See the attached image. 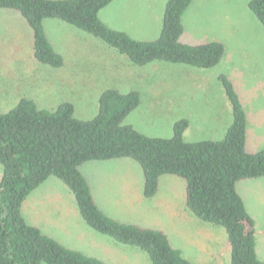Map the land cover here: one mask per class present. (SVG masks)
Returning a JSON list of instances; mask_svg holds the SVG:
<instances>
[{
    "label": "trees",
    "instance_id": "16d2710c",
    "mask_svg": "<svg viewBox=\"0 0 264 264\" xmlns=\"http://www.w3.org/2000/svg\"><path fill=\"white\" fill-rule=\"evenodd\" d=\"M113 0H0V8L18 12L32 31L33 57L53 68L62 56L46 37L43 20L58 19L100 39L131 63L153 61L211 68L225 47L218 40L181 42L182 16L191 0H167L158 36L132 38L102 22L99 11ZM247 7L264 27V0H248ZM228 101L232 121L218 140L185 141L186 119L176 120L168 138L144 135L125 117L139 105L136 90L104 89L97 113L76 118L71 102L54 109L38 108L29 98L0 112V264H105L70 249L29 224L21 213L26 197L48 177L60 180L72 194L83 222L94 231L146 253L151 264H190L160 229L139 227L106 215L95 203L79 171L88 161L129 158L143 174L142 195L154 196L158 179L174 175L184 181V203L201 223L222 227L226 233L228 264H264L256 253L254 220L237 192L243 179L264 178V148L245 150L246 118L229 78L217 76Z\"/></svg>",
    "mask_w": 264,
    "mask_h": 264
},
{
    "label": "rangeland",
    "instance_id": "374dc122",
    "mask_svg": "<svg viewBox=\"0 0 264 264\" xmlns=\"http://www.w3.org/2000/svg\"><path fill=\"white\" fill-rule=\"evenodd\" d=\"M166 1L113 0L102 11L104 15L100 19L107 25L121 27L134 39L152 40L159 34ZM247 2L191 0L182 16L183 32L179 40L187 44L224 40L227 45V54L224 51L220 61L206 69L165 61L133 64L100 39L55 18L43 20L50 44L63 58V65L53 68L33 57L32 33L23 17L14 10L0 8V112L8 111L23 97L32 99L43 109H54L59 103L69 101L74 108L73 115L87 120L97 113L98 98L104 89L136 90L139 105L123 123L131 124L144 135L168 138L172 135L173 123L186 119L185 141L218 138L232 114L217 78L219 74L230 79L245 105H250L248 101L256 93L264 103V27L250 12ZM231 48L233 52L228 53ZM244 54L252 56L253 64L246 62ZM263 103L258 99L252 105L258 108ZM92 162L87 165L91 173L86 175L92 197L106 215L139 227L162 230L190 264L229 263L224 229L201 223L190 213L184 203L181 178L160 176L154 196L146 198L141 191L142 170L135 160ZM95 177L105 194L98 190ZM107 186L115 194H106ZM33 191L25 200L37 193L63 197L57 206L44 208L39 215L54 220L57 210L60 215L56 219L62 225L46 223L35 217L33 209L27 208L30 219L41 223V231L62 245L105 264H151L140 249L119 243L86 225L78 226L70 215L76 211L74 198L60 180L48 177ZM254 191L253 188L252 194L240 195L247 206L264 215V194H254ZM171 210L173 219H170ZM185 214L192 216V220L184 219ZM60 226L67 229L68 236L61 234ZM257 236L256 250L264 258V231H259Z\"/></svg>",
    "mask_w": 264,
    "mask_h": 264
},
{
    "label": "crops",
    "instance_id": "0c3cea01",
    "mask_svg": "<svg viewBox=\"0 0 264 264\" xmlns=\"http://www.w3.org/2000/svg\"><path fill=\"white\" fill-rule=\"evenodd\" d=\"M109 6H105L104 8H102L99 13H98V17L99 19L104 15V12L102 11H105V9H107ZM101 12V13H100ZM102 15V16H101ZM103 19V18H102ZM101 20V19H100ZM104 20V19H103ZM25 21V20H24ZM45 21V20H44ZM43 21V22H44ZM102 21V20H101ZM182 21H183V18H182ZM103 22V21H102ZM183 23V22H182ZM27 24V23H26ZM106 24V23H105ZM107 25V24H106ZM113 29H119V30H123L121 27L119 26H116V27H113V25H107ZM161 27V26H160ZM31 29V28H30ZM133 30V29H132ZM45 31V29H44ZM143 32H146V30L143 28ZM32 33V31H31ZM129 33V32H128ZM46 34V32H45ZM130 34V33H129ZM47 37V35H46ZM48 38V37H47ZM135 38V37H134ZM229 40H231V38H229ZM207 41H211V40H207ZM220 42H222L224 44V47H225V53L227 54V45L225 43L224 40H218ZM206 42V41H204ZM202 43V42H200ZM232 48L229 50L228 53H232ZM245 55V54H244ZM226 56V55H225ZM245 60L246 62H248L249 64H253V58L251 55H245ZM234 86V85H233ZM259 92V91H258ZM258 93H256V95H253V97L250 98V100L248 101L250 105L248 104H244L241 100V105L243 107V110L245 112V118H246V127H245V150L247 152H255V151H258L259 149H262L264 148V105H259L258 108H255L252 103L254 100H257L258 99L260 100L261 103H263V98H261V96L257 95ZM259 96V97H258ZM264 104V103H263ZM231 109V107H230ZM232 113V112H231ZM232 121V114H230V119H229V123L228 125L225 124V128L222 135L218 138H214L212 140H218L220 138L223 137L224 135V132L226 130V128L230 125ZM131 125V124H129ZM188 126V125H187ZM135 128V127H134ZM187 128V127H186ZM136 129V128H135ZM138 130V129H136ZM184 133V132H183ZM184 136V134H183ZM129 158H122V159H112V160H108V161H95L96 163H99V162H102V163H105V162H110V161H129L128 160ZM88 163H93L92 161H88V162H85L83 164H81L79 166V171L82 173V175L85 177L88 185H89V188H90V191H91V194H92V189L90 187V183L88 181V178H87V175L86 173L90 174V168L88 165ZM1 170V168H0ZM141 170V168H140ZM95 176V175H94ZM57 179V178H56ZM50 180V179H49ZM95 180H96V183L99 182L96 177H95ZM51 185H53L54 183L56 182H49ZM143 183V182H142ZM64 185V184H63ZM58 187H60L58 184H57ZM65 186V185H64ZM97 186H98V190L100 191V193H103L105 194V191H104V187H101L99 186V183H97ZM66 187V186H65ZM254 188V194H264V178H258V179H243V180H240L236 183V189H237V192L239 194H252L250 193V191H252V189ZM256 188V189H255ZM257 188H260L261 191L260 192H257ZM141 189H142V185H141ZM243 189V193L241 192V190ZM34 191H32L33 193ZM30 193V194H32ZM109 193H112V194H115L114 190L111 189V187L107 186L106 187V194H109ZM60 194H55V196H50V194H48L47 197H45L43 194L41 195L40 193H37L35 194L34 197H32L31 199H27V200H24V202L22 203V206H21V213L24 217V219L29 223V224H32L36 227H38L40 230V224L41 223H37L35 221V218H32L30 219L29 217V213H28V210L27 208L29 207V210H32L34 211V214H35V217L36 218H42L43 220H45L46 223H53V222H56L57 224L56 225H62L60 224V222H57V219H56V215L59 214L56 211V213L53 215L54 217V220L53 218L51 217H48V216H43V217H40L39 215L41 214L42 210L44 208H47V207H52V206H57V202L58 200H62L63 197L59 196ZM141 195V194H140ZM72 196V195H71ZM93 196V195H92ZM241 198H242V195H240ZM73 197V196H72ZM243 202H244V205H245V208L248 212V214L253 218L254 220V229H255V240H257L258 236V232L259 231H264V215L261 214V212L259 211H256L255 209L252 210L251 206L250 205H246L244 199L242 198ZM75 201V200H74ZM75 205V203H74ZM71 206H72V203H71ZM53 208V207H52ZM55 209V208H54ZM75 209L76 211H72L70 214L71 217L73 218V221L78 225V226H81V225H86L85 223L83 224H80V221L81 218H80V215L77 211V208H76V205H75ZM106 214V213H105ZM60 215V214H59ZM261 215L262 217L257 219V216ZM109 216V215H108ZM70 217V216H69ZM110 217V216H109ZM175 216L173 215V210H171V217L170 219H173ZM185 218H188L189 220H192V216L188 215V214H185L184 215V219ZM68 220H70L68 218ZM87 226V225H86ZM88 227V226H87ZM56 228V227H55ZM59 230H62L61 231V234H64L65 236H68L65 232L67 231V229L64 227L61 229V226H60V229ZM176 230H180V227L177 228ZM43 233H45L44 231H42ZM46 234V233H45ZM48 235V234H46ZM49 236V235H48ZM51 237V236H50ZM256 253L258 255V257L260 259H264V258H261L260 257V253H259V249L256 250Z\"/></svg>",
    "mask_w": 264,
    "mask_h": 264
}]
</instances>
